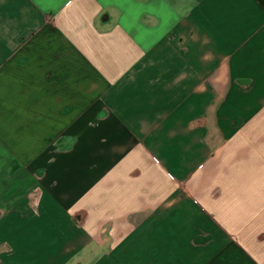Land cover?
I'll return each mask as SVG.
<instances>
[{
	"label": "crops",
	"instance_id": "crops-1",
	"mask_svg": "<svg viewBox=\"0 0 264 264\" xmlns=\"http://www.w3.org/2000/svg\"><path fill=\"white\" fill-rule=\"evenodd\" d=\"M0 264H264V0H0Z\"/></svg>",
	"mask_w": 264,
	"mask_h": 264
},
{
	"label": "rangeland",
	"instance_id": "rangeland-1",
	"mask_svg": "<svg viewBox=\"0 0 264 264\" xmlns=\"http://www.w3.org/2000/svg\"><path fill=\"white\" fill-rule=\"evenodd\" d=\"M0 211H1V209H0Z\"/></svg>",
	"mask_w": 264,
	"mask_h": 264
}]
</instances>
